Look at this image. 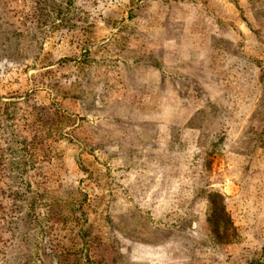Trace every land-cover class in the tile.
I'll use <instances>...</instances> for the list:
<instances>
[{"label": "rangeland", "instance_id": "374dc122", "mask_svg": "<svg viewBox=\"0 0 264 264\" xmlns=\"http://www.w3.org/2000/svg\"><path fill=\"white\" fill-rule=\"evenodd\" d=\"M223 2L0 0V264H264V0Z\"/></svg>", "mask_w": 264, "mask_h": 264}, {"label": "crops", "instance_id": "0c3cea01", "mask_svg": "<svg viewBox=\"0 0 264 264\" xmlns=\"http://www.w3.org/2000/svg\"><path fill=\"white\" fill-rule=\"evenodd\" d=\"M255 2V1H254ZM261 3V2H260ZM256 4V3H255ZM246 5V0H225V2L222 3V11H231V12H234V11H239L241 12V14L239 15V18H238V21L236 22H232L233 24L235 23L238 24V27H243V31L245 32V28L247 27V25L249 24L248 21H251V20H247L245 18V13H243L242 11L245 9V6ZM214 7V6H213ZM258 6H254V9L256 10ZM260 7V5H259ZM216 8V7H215ZM219 9V8H218ZM234 15V14H233ZM220 16V15H218ZM222 17V16H221ZM231 16L228 15V21H230L231 19ZM226 19V18H224ZM224 19L220 18L221 21H223ZM235 19V18H234ZM220 20L218 22H220ZM259 20H257L256 18L253 19V27H256L255 24H259ZM229 24V23H227ZM229 26H232V25H229ZM249 26V25H248ZM252 27V28H253Z\"/></svg>", "mask_w": 264, "mask_h": 264}, {"label": "trees", "instance_id": "16d2710c", "mask_svg": "<svg viewBox=\"0 0 264 264\" xmlns=\"http://www.w3.org/2000/svg\"><path fill=\"white\" fill-rule=\"evenodd\" d=\"M215 197L212 198V202H215V207H214V210H213V216H212V219L215 220V219H218L219 217V212L220 213H224L225 212V208L219 204L217 198H221L222 196L220 194H216V195H213ZM212 197V196H211Z\"/></svg>", "mask_w": 264, "mask_h": 264}]
</instances>
